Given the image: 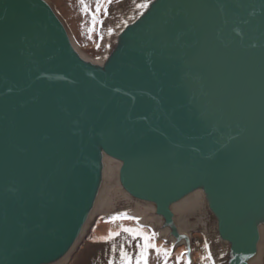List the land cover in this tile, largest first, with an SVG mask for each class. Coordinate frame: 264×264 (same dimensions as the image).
Returning a JSON list of instances; mask_svg holds the SVG:
<instances>
[{
  "label": "water",
  "instance_id": "obj_1",
  "mask_svg": "<svg viewBox=\"0 0 264 264\" xmlns=\"http://www.w3.org/2000/svg\"><path fill=\"white\" fill-rule=\"evenodd\" d=\"M138 1L94 58L0 0V264H67L121 214L195 264L202 207L215 264H264V0Z\"/></svg>",
  "mask_w": 264,
  "mask_h": 264
},
{
  "label": "rangeland",
  "instance_id": "obj_2",
  "mask_svg": "<svg viewBox=\"0 0 264 264\" xmlns=\"http://www.w3.org/2000/svg\"><path fill=\"white\" fill-rule=\"evenodd\" d=\"M47 1H49V3L54 7V9L57 11L59 16L61 17V19L65 22L66 26L68 27L74 41L76 42L81 52H83L84 54L88 56H92L94 58H102L105 55L106 51L108 50L107 44L109 43L110 33H111L110 32L111 28H109L110 24L109 25L107 24L108 19H110V21L111 19L116 20L114 16H110L109 18V13L111 12V9L114 10L116 8L117 9L115 11V14L119 12L117 5L122 0H119V2H117V0H113V3L111 5L104 4L102 6V8H107L108 14L105 15L103 10L101 11V13L98 16V19H103V26L101 27L99 24H97L94 31H90L91 16L85 14L82 11V5L78 2V0H47ZM87 2L89 3V6L93 10H95V0H87ZM125 4L126 2L122 4L123 9H125ZM136 7H138V5ZM106 206L107 204L104 205L103 207H106ZM200 210L203 212L202 218L206 220L205 215H204L206 212L204 208L202 207V208H199V211H195L196 212L195 215L193 214L192 216H190L191 214H189L188 215L189 217H187L184 213H181V215L184 214L186 217L185 218L182 216L181 224L185 226V228H187L190 232L193 233L196 247L202 249V245H203L202 242H203L204 236L201 231H198L200 230V228L198 227L199 226L201 227V223L199 222V219L202 220L201 218L202 212ZM108 213L109 211L106 212V214ZM72 258L69 260L67 264H70ZM204 264H209V262H206Z\"/></svg>",
  "mask_w": 264,
  "mask_h": 264
},
{
  "label": "crops",
  "instance_id": "obj_3",
  "mask_svg": "<svg viewBox=\"0 0 264 264\" xmlns=\"http://www.w3.org/2000/svg\"><path fill=\"white\" fill-rule=\"evenodd\" d=\"M122 227L140 228V226L136 225L134 221L126 218H120L114 221L112 218L98 220L91 231V234L78 249L70 264H109V261L113 257H115L116 264H120L121 245L124 246L126 251L134 254L136 251V241H132L131 246H129L126 241L131 240V236L122 231L120 232L119 236H116L112 240L106 241L103 238L107 237L112 232L120 231ZM143 230L146 233H149L146 228H143ZM154 242L163 248L170 249L169 246L163 244L161 241ZM113 246H115V252L112 251ZM182 252L183 249H178L176 252H174L169 260V264H176L177 257H179ZM206 256L207 254L203 245L202 249L196 247L195 245V264H200L201 262V264H204L209 262L207 259H201V257ZM149 264H163L162 257H157L154 250H150ZM181 264H186L185 257H183Z\"/></svg>",
  "mask_w": 264,
  "mask_h": 264
},
{
  "label": "snow or ice",
  "instance_id": "obj_4",
  "mask_svg": "<svg viewBox=\"0 0 264 264\" xmlns=\"http://www.w3.org/2000/svg\"><path fill=\"white\" fill-rule=\"evenodd\" d=\"M78 2L82 5V11L91 16V29L90 31H94L97 24H99L101 27L103 26V19H98L99 14L103 10L105 15L108 14L107 8H102L104 4L111 5L113 3V0H95V10H93L90 6L87 0H78ZM119 2V0H117ZM145 4H140V8H144ZM120 218H126L130 220H135L137 223H139L138 217H130L127 216V214H121L120 216H114L112 219L117 220ZM127 233L131 236V240L126 241V243L131 246L132 241H136V251L135 253H129L125 250L124 246L121 245L120 247V264H149V256H150V250H154L157 257H162L163 264H169V260L172 256V249H174L175 245L172 246V249L169 248H163L156 244L155 238L157 236V233L155 231H152L150 234L146 233L143 230V226L140 228H132V227H122L120 231L112 232L107 237H104V240H112L116 236L120 235V232ZM139 238V239H138ZM166 243V241H165ZM113 252L116 251L115 246H113L112 249ZM185 253H181L179 257H177L176 264H181V261L183 260ZM201 259H207L211 261V264H215V258L213 257L210 248L207 251L206 257H201ZM109 264H116L115 257H113ZM186 264H191V260L189 259Z\"/></svg>",
  "mask_w": 264,
  "mask_h": 264
},
{
  "label": "bare ground",
  "instance_id": "obj_5",
  "mask_svg": "<svg viewBox=\"0 0 264 264\" xmlns=\"http://www.w3.org/2000/svg\"><path fill=\"white\" fill-rule=\"evenodd\" d=\"M137 2V3H136ZM141 4V3H140ZM139 1L138 0H127L126 4H125V9H121L122 13H125V16L128 19H131L133 16H136L138 13H136L137 8L139 7ZM138 5V7H136ZM124 10V11H123ZM109 24L110 26H118L119 23L117 20H113L111 19V21L109 20ZM201 211V210H200ZM199 215V214H198ZM185 217V216H184ZM189 217V216H188ZM186 218V217H185ZM190 222V221H189ZM188 226V225H187ZM186 226V227H187ZM189 228V227H188ZM260 260V259H259Z\"/></svg>",
  "mask_w": 264,
  "mask_h": 264
}]
</instances>
